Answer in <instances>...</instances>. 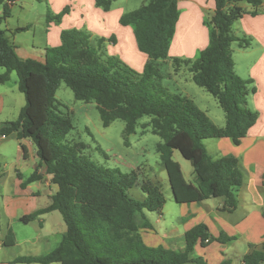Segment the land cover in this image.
I'll list each match as a JSON object with an SVG mask.
<instances>
[{
	"label": "trees",
	"instance_id": "1",
	"mask_svg": "<svg viewBox=\"0 0 264 264\" xmlns=\"http://www.w3.org/2000/svg\"><path fill=\"white\" fill-rule=\"evenodd\" d=\"M18 0H0V84L9 82L12 73L18 76V87L26 105L17 120L0 130V137L16 135L18 140L29 139L36 148L39 168H45L52 184L58 187L51 205L39 209L20 221L29 224L42 215L59 212L67 226L60 244L51 252L38 256H23L13 264H208L196 255L198 244L214 242L228 244L234 238L211 236L209 228L200 224L186 232L185 248L173 251L148 247L142 231L153 230L146 212L161 213L167 203L161 185L151 181L139 184L136 171L119 174L105 170L81 152L85 144L69 146L63 143L74 129L68 114L56 95L61 84L70 88L77 101L95 104L104 127L117 120L125 122L123 136L128 144L136 133L141 119L149 117L144 129L159 136L163 143L157 147L170 187L178 204L202 203L224 198L225 207L237 208L235 189L243 185L244 176L239 160L224 157L215 160L205 145L210 139H230L239 146L249 130L257 123L258 114L248 108L251 80H244L235 71L233 44L248 49L246 38L235 36L233 26L247 13L241 4L257 9L264 0H213L215 12L207 22L209 45L196 59L170 58L171 43L180 17L181 0H147L139 9L126 13L121 25L132 27L137 47L148 56L143 72H137L115 56L103 51L106 42L101 38L93 45L92 35L84 30L63 31L61 45L46 49L44 61L23 60L16 45L2 28ZM117 0H95L105 12ZM63 13L47 16V22L61 23ZM256 14V11L253 12ZM18 28L16 31H27ZM170 59L175 72L185 68L192 81L212 95L225 114V125L213 123L189 97L172 93L163 85L159 61ZM174 151L189 161L196 181L184 178L181 165L173 159ZM26 153V151H24ZM22 179V177H21ZM36 170L22 187L41 181ZM140 187L144 200H137L129 190ZM16 238L12 231L4 245L12 247ZM243 264H264V243L251 245Z\"/></svg>",
	"mask_w": 264,
	"mask_h": 264
},
{
	"label": "crops",
	"instance_id": "2",
	"mask_svg": "<svg viewBox=\"0 0 264 264\" xmlns=\"http://www.w3.org/2000/svg\"><path fill=\"white\" fill-rule=\"evenodd\" d=\"M44 1L49 4L50 12L55 15L61 14L70 6V8L74 7L80 10L81 18L74 20V16L72 17L74 14L71 11L57 26L48 23L47 15H45L44 52L39 53L40 57H38L35 46L27 48L17 45L16 41H13L21 59L44 61L47 48L61 45L63 31L82 28L106 40L115 38V44H106L109 55L119 57L138 72L144 71L149 58L139 51L133 28L121 25V19L126 13L121 12L116 15L113 18L115 21L112 27L108 26L107 19L102 16L103 12L96 7L95 0L88 2L74 0L73 5L71 3L73 0ZM21 2L22 0H18L15 5ZM241 6L246 9L247 13L233 26V32L237 37L249 38L253 43L255 42V50L258 48V51L263 50L262 55L250 67V77L246 79L252 81L249 85L251 93L247 99V106L258 114V120L239 146L234 145L227 138L210 139L209 146L205 144L209 154L215 160L224 157H235L239 160L244 181L243 185L234 191L237 208L229 211L225 207L226 200L224 198L209 199L202 203L179 204L178 210H175L176 217L174 214H167L166 207H164L156 219V226L161 228V235L166 246L164 249L183 250L186 245V232L200 224H205L209 228L211 236L215 238L222 234L234 238L228 244L214 242L206 248L198 244L195 253L204 258L208 264H243V258L249 252L250 246H260L264 243V2L257 9L247 4H241ZM215 8L213 0H181L179 2L180 17L170 47L171 59H196L207 48L210 40L207 22L212 18ZM86 9L93 11L98 17L97 25H92L87 19ZM254 11L256 14L253 13ZM106 13L109 15L112 12ZM2 14L3 7L0 16ZM28 27L29 30L32 28L31 25H23L17 27L15 32L10 28L5 30L15 37L18 28ZM172 66L174 68V65ZM183 70L176 73L174 68L175 75H179ZM4 73L5 69L0 68V76ZM22 95L18 82L13 78V73L9 82L0 84V130L7 123L15 121L19 117L26 105L25 96ZM175 161L181 165L186 181L195 183L196 175L191 163L180 159H175ZM36 170L43 179L23 188L22 183ZM51 179L52 177L46 174L45 168H39L36 148L29 139L20 141L16 135H12L0 141V210L5 216L4 218L0 215V264H13L14 260L23 256L45 255L54 250L62 241L67 226L59 212L42 215L35 221L25 224L26 228L19 226L24 224L20 221L23 216L31 215L37 210L51 205L52 196L58 190V187L52 184ZM166 216L173 220H182V229L168 230L165 225L167 220L164 219ZM151 219H149L153 226L151 231H155ZM27 228L30 231L32 229L34 233L25 240V244L28 246L25 249L20 247L17 230L24 231L28 230ZM9 231H12L16 238V244L12 247L4 245ZM148 231H142L141 235L143 236L142 233Z\"/></svg>",
	"mask_w": 264,
	"mask_h": 264
},
{
	"label": "rangeland",
	"instance_id": "3",
	"mask_svg": "<svg viewBox=\"0 0 264 264\" xmlns=\"http://www.w3.org/2000/svg\"><path fill=\"white\" fill-rule=\"evenodd\" d=\"M86 1L88 2L89 0ZM146 1L147 0H117L110 10L112 13H109V15H106L107 13L102 9L100 10L103 12L102 16L107 19L108 26L111 25L113 27V23L115 21L113 18L116 15L120 14L121 12L125 14L135 11L142 7ZM71 3L73 5L75 3L74 0L71 1ZM73 8H70L69 6L67 8L69 10L67 14L72 11V14H74L72 15V17L74 16L73 19L78 20V18H81V12L80 10ZM1 11L2 6L0 5V12ZM50 11L49 4L44 0H22L21 3H18L12 8L11 17L2 24V28H10L15 32V29L19 26L31 25L32 28L29 31H23L19 33L17 32L15 37L9 31H7V34L12 41H16L17 45L27 48H32L35 46L37 51L36 54L38 57H40L39 53L44 52L46 40L45 15L56 16ZM85 12V15L87 19H89L90 23L92 25H97L99 19L94 14V12L89 9H86ZM66 15H64V17ZM52 23L57 26L61 24L56 22ZM74 29L89 32L88 30L82 28ZM90 34L92 35L93 45L96 46V40L101 39V37L93 35L92 33ZM246 39L251 43V46L248 49H240L236 44H233L232 46L233 58L236 64V73L244 80L250 77V67L256 62L263 52V50L258 51L259 48L255 50V42L253 43V41H251L249 38ZM107 43L110 42H106L103 45V51L109 55L106 45ZM158 65L161 70V74L163 75L164 87L169 89V91L172 93L182 94L191 98L195 105L208 114L209 118L215 125L219 127H223L225 125V114L219 106L217 100L204 89L198 87L192 81V75L185 68H183L184 70L182 73L175 75L174 68L172 66L173 63L170 59L166 61H159ZM132 69L137 71L134 68ZM13 78H15V80L18 82V76L16 73H13ZM56 98L58 102L62 104L60 110L71 117L74 125L73 131H71L63 141L64 144L69 146H73L75 143L85 144L86 149L82 151L81 154L86 156L99 167L112 171L116 179L119 178L118 173L130 174L133 171H136L139 175V184H142L145 181H151L161 185L167 201L165 210L167 214H174V217H176L175 210H178L179 204L175 200L166 170L162 165L160 155L157 151L158 145L163 143V140L159 136L154 135L151 132L150 127L147 129L143 128V125L150 121L149 117H144L140 120L136 129V133L130 136L128 144H125V139L123 136V131L125 129L124 121L117 120L109 127H104L96 105L94 103L86 104L77 101L73 91L64 83L61 84L59 90L57 91ZM209 142L210 140H206L205 144L208 145ZM174 152V160L180 159L189 163V161L184 159L179 151ZM129 194L131 197L140 201L144 200L145 198V194L141 191L140 187H135L129 190ZM2 213V210H0V215L5 218ZM146 215L148 219L152 218L151 220L156 232L149 230L148 232L142 233L143 236H141L144 243L148 247L152 248H166L161 235V228L158 225L156 226V219H158L160 216L159 213L146 212ZM164 219L167 220L165 225L170 231L172 229L180 230L183 227L182 220H173L169 216L164 217ZM19 226L20 228L27 227L25 224H20ZM17 231L21 244L20 247L27 249L28 246L25 244V240L32 236L34 232L32 229V232L29 229ZM207 246H205V248Z\"/></svg>",
	"mask_w": 264,
	"mask_h": 264
},
{
	"label": "built area",
	"instance_id": "4",
	"mask_svg": "<svg viewBox=\"0 0 264 264\" xmlns=\"http://www.w3.org/2000/svg\"><path fill=\"white\" fill-rule=\"evenodd\" d=\"M4 139H5V137H0V141H1V140H4Z\"/></svg>",
	"mask_w": 264,
	"mask_h": 264
}]
</instances>
